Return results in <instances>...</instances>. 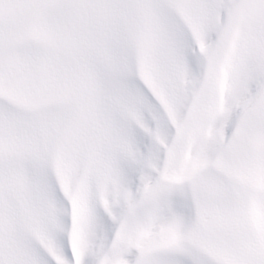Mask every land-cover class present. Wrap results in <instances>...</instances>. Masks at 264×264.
I'll return each mask as SVG.
<instances>
[{
    "label": "snow or ice",
    "instance_id": "snow-or-ice-1",
    "mask_svg": "<svg viewBox=\"0 0 264 264\" xmlns=\"http://www.w3.org/2000/svg\"><path fill=\"white\" fill-rule=\"evenodd\" d=\"M254 208L264 0H0V264H264Z\"/></svg>",
    "mask_w": 264,
    "mask_h": 264
},
{
    "label": "bare ground",
    "instance_id": "bare-ground-1",
    "mask_svg": "<svg viewBox=\"0 0 264 264\" xmlns=\"http://www.w3.org/2000/svg\"><path fill=\"white\" fill-rule=\"evenodd\" d=\"M252 218H253V221H254L256 227L259 230L264 231V219L261 218L260 212L259 211H256L255 208L252 210Z\"/></svg>",
    "mask_w": 264,
    "mask_h": 264
},
{
    "label": "rangeland",
    "instance_id": "rangeland-1",
    "mask_svg": "<svg viewBox=\"0 0 264 264\" xmlns=\"http://www.w3.org/2000/svg\"><path fill=\"white\" fill-rule=\"evenodd\" d=\"M257 211V210H256ZM260 216H261V218H263L264 219V213H261L260 212ZM76 240H78V234L77 235H75V237H74Z\"/></svg>",
    "mask_w": 264,
    "mask_h": 264
}]
</instances>
